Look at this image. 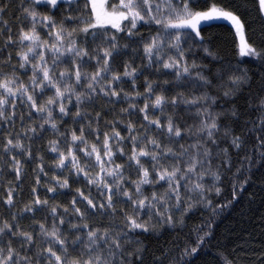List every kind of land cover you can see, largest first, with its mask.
<instances>
[{
	"label": "snow or ice",
	"instance_id": "6c2138e0",
	"mask_svg": "<svg viewBox=\"0 0 264 264\" xmlns=\"http://www.w3.org/2000/svg\"><path fill=\"white\" fill-rule=\"evenodd\" d=\"M12 3L0 0V158L8 157L19 181L24 164L17 157L34 159L32 141L41 139L39 133L49 125L65 137L66 147L70 134L74 146L65 154L57 140L49 141L48 150L58 153L56 167L91 187L88 194L77 188L71 208L64 207L58 215L60 205L42 200L35 186L32 199L22 202L19 213L14 212L19 193L9 186L3 204L10 215L0 218V264H264V255L240 257L224 248L216 235L217 217L245 193L253 168L264 166V95L256 105V120L246 121L238 134L232 124L243 118L237 101L251 90V74L204 47L201 28H210L216 21L229 23L239 37V55L261 63L264 38L258 45L249 43L240 15L217 4L196 10L199 0H28L20 10L29 28L19 25L14 37L5 19ZM256 3L264 18V0ZM202 21L208 23L202 25ZM142 28L150 32L147 39ZM138 43L143 45L144 67L155 73L154 79L143 71L138 74L129 62L136 59ZM185 44L188 51L199 44L207 56L220 62L219 67L196 60L189 63ZM121 56L128 57L120 66L122 73L115 67ZM89 67L93 70L88 71ZM22 75L28 77L27 82ZM168 76L171 79L165 78ZM141 77L143 92L136 87ZM125 83L131 84L134 95L124 90ZM122 101L128 107L121 112L129 116L139 113L146 122L139 131L130 119L126 123L127 154L126 138L116 130L124 120L115 116L111 122L104 119L113 115L111 106ZM87 107L96 108L94 114ZM157 110L163 120L157 118ZM54 113L60 121L73 117L74 125L83 126L60 132ZM86 128L96 143H89ZM245 129L255 137L251 149ZM78 152L85 157L83 165ZM117 155L129 161V169L135 168V179L125 175L124 165L114 159ZM37 168L39 174L47 175L43 156ZM228 173L231 198L214 203L209 193L214 190L216 197L221 196V181ZM206 177H211L210 184ZM52 179L55 186H48V192L70 189L68 176ZM92 187L99 198L92 196ZM119 205H127V209ZM45 207L51 211V226L35 220L36 211ZM200 210H206L208 218L192 229L194 238L159 253L145 243L147 236L158 235L165 228L183 231L186 217ZM25 213L31 214L38 227H22Z\"/></svg>",
	"mask_w": 264,
	"mask_h": 264
},
{
	"label": "trees",
	"instance_id": "16d2710c",
	"mask_svg": "<svg viewBox=\"0 0 264 264\" xmlns=\"http://www.w3.org/2000/svg\"><path fill=\"white\" fill-rule=\"evenodd\" d=\"M112 0H109L111 3ZM28 0H13L11 8L5 17L8 21V24L12 28V35L15 37L16 33L19 30V25L23 24L25 30L29 28V22L25 20L20 6H27ZM212 4L222 5L230 10L236 12L240 15L241 19L245 22V34L246 39L249 43L259 44L261 39L264 38V18H261V15L258 10L256 0H199L198 5H196V10H208ZM83 10V9H81ZM63 12L64 9H61ZM51 14V13H46ZM59 15V14H58ZM213 26L210 28H201V35L205 38L204 47H208L211 51L214 52L218 57L223 58L224 61L230 62L233 65H237L241 69H248L252 77V86L250 91H245L243 95L238 99L237 106L241 109L242 120L239 123H233L232 127L239 134L241 128H245L246 121H255L259 112L256 109L258 100L261 95H264V92L261 91V81L264 80V63L260 61L252 60L248 57H241L239 55V37L235 34V29L227 22L216 21L212 22ZM141 34L145 39L149 36L150 32L146 28L140 29ZM155 34V33H151ZM43 36V33L41 32ZM120 35H123L122 33ZM89 39H91L89 37ZM79 43V41H78ZM99 43V41H97ZM124 43V41H122ZM89 48L93 47L90 43L87 45ZM136 59L134 61L129 60L130 63H133V66L137 67L138 74L140 71L145 72L148 76V79H154L155 73L149 72L144 67L147 63L142 60L143 57V45L136 44ZM186 52L185 58L191 63L192 60H196L197 64L207 65L209 67H219V61L212 60V57H209L205 54L203 47L199 44L193 46L191 51L187 50L188 45H184ZM170 54H174V50H168ZM14 62H15V52H13ZM128 59L127 56H121L116 61L115 67L122 73L123 69L120 67L122 63ZM239 62V63H237ZM92 71V67L87 69ZM167 71V70H165ZM23 72V70H21ZM30 75V72H29ZM171 79L170 76L165 77ZM22 79L27 82L28 77L22 75ZM144 78L141 77L137 81L136 87L140 89L141 92L143 89ZM125 91H128L131 95L132 88L130 83H125L122 85ZM168 88H171L172 85H167ZM51 95V92L48 93ZM123 97V93L121 94ZM19 106V104H18ZM85 107V106H82ZM106 108L109 106H105ZM128 107L127 101H122L119 104L111 106L113 115H105L104 119L112 121L115 116L116 119L124 120L123 124H117L116 130L121 132V135L125 139V153L130 152V148L127 140V132L125 130V125L130 119L131 122L136 126L137 131L140 130L142 124H146L142 120V115L137 113L136 115L129 116L127 112H121V109ZM138 107H142V103L138 104ZM87 111L94 114L96 108L87 107ZM54 119L57 120V127L60 129V132H65L66 130L70 133L72 129H77L83 125H74L72 123L73 117H66L63 121L59 120L57 113H54ZM157 118L161 120L164 117L159 116V110H157ZM27 120V117H25ZM79 119V118H76ZM186 119H191L186 117ZM87 123L86 121L84 122ZM251 125H248L250 127ZM111 128V124L107 126ZM20 124L19 122L15 126V130L19 131ZM105 125L103 122L100 124V129L104 130ZM86 136L89 140V143H96L93 136L88 134L87 128L85 129ZM150 134H154L150 131ZM245 134L247 131L245 129ZM7 135V133H5ZM77 135L79 132L77 131ZM41 139H34L32 141V151L34 159L28 160L25 157L18 156V159L22 160L24 164V174L21 176L19 181L16 180L15 173L11 171L10 164L7 163L8 157L4 156L0 158V218L9 216V212L6 206L3 204V199L6 198L7 188L9 186L15 187L19 193V199L17 200L18 207L14 209V212H20L23 207V203H26L32 199L31 189L36 187V193L40 198L48 199L49 205H60L57 209V214L63 212L64 207L71 208V199L76 196V189L80 188L88 194L89 187L86 185L84 180L81 178L79 183L76 182V177L71 175L69 171L59 169L56 167L55 157L58 153L50 152L49 141L57 140L58 147L60 150L64 151L65 154L68 152V147H73L70 134L67 136L68 146L66 147L64 141L65 137L60 136L54 130L50 128L49 125H45V131L39 133ZM2 140V137H0ZM248 147L251 149L255 145V137L252 135H247ZM78 143V142H77ZM27 144V142H26ZM224 146H227L225 143ZM115 150V149H114ZM230 151H232L230 149ZM80 163L83 165L86 163L83 152L76 153ZM43 156L44 161V171L47 175H41L38 172L37 165L39 164V157ZM117 163L124 165V173L130 179H135V168L129 169V161L122 159L119 155L114 157ZM237 157L233 153V164L234 168L236 166ZM66 164L69 161L65 162ZM149 167V165H145ZM91 167V164H89ZM93 171H96L93 169ZM39 175L40 184L36 185V176ZM54 176L63 178L64 176L69 177L70 189H59L57 188L56 193H50L47 191L48 186H55V181L52 179ZM228 178H222L223 192L220 197H216L214 190L209 193L213 198L214 203L217 201L224 200L225 198L230 197V180L231 173L227 174ZM206 183H211V177H206ZM147 187L146 194H147ZM159 188V185H156ZM92 196L95 198L98 197V193L95 190V187H92ZM16 197L17 193L13 194ZM55 197V199H53ZM120 208L127 209V205H119ZM208 218V213L206 210H200L196 214H190L189 217H186V227L183 231L177 229L176 232H172L167 228L163 229L158 235L147 236L145 238V243L151 249L152 252L159 253L166 249L174 248L177 244H182L189 237L194 238L196 233L192 229L196 228L201 222ZM75 220V217H72ZM35 220L45 223L46 226H51L53 223L51 217L50 208L45 207L44 211L37 210L35 213ZM117 222H120L119 219ZM22 227H38L37 224L32 222L31 214H23V219L21 220ZM67 227V223L64 226ZM216 235L221 245L234 253H238L240 257H249V254H252L250 259L255 257L259 258L260 255H264V166L254 167L252 170L251 182L248 184L245 189V193L240 196L239 199L235 200L231 207L226 208L223 212V215L217 217L216 219ZM148 259H151V253L149 254Z\"/></svg>",
	"mask_w": 264,
	"mask_h": 264
},
{
	"label": "rangeland",
	"instance_id": "374dc122",
	"mask_svg": "<svg viewBox=\"0 0 264 264\" xmlns=\"http://www.w3.org/2000/svg\"><path fill=\"white\" fill-rule=\"evenodd\" d=\"M205 23H208V22H203V21L201 22L202 25L205 24Z\"/></svg>",
	"mask_w": 264,
	"mask_h": 264
}]
</instances>
